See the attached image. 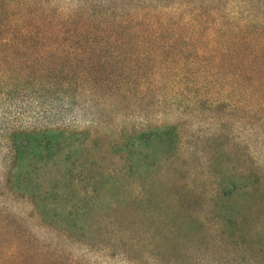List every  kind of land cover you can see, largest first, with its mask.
I'll use <instances>...</instances> for the list:
<instances>
[{"label": "rangeland", "instance_id": "374dc122", "mask_svg": "<svg viewBox=\"0 0 264 264\" xmlns=\"http://www.w3.org/2000/svg\"><path fill=\"white\" fill-rule=\"evenodd\" d=\"M34 1L84 31L63 42L97 49L94 63L163 56L264 75V0ZM120 75L72 71L45 87L0 76V264H40L41 250L53 264H156L100 244V219L130 217L147 187L185 194L219 229L191 264H264V106L231 105L224 87L198 104L153 77L134 93Z\"/></svg>", "mask_w": 264, "mask_h": 264}, {"label": "trees", "instance_id": "16d2710c", "mask_svg": "<svg viewBox=\"0 0 264 264\" xmlns=\"http://www.w3.org/2000/svg\"><path fill=\"white\" fill-rule=\"evenodd\" d=\"M53 18L54 12L38 10L34 0H0L1 78L21 85H28L32 79L37 82L35 85L45 87L64 80L72 71L98 74L100 70L102 77L121 74L131 81L132 91L138 81L153 77L156 88L172 83L183 86L181 94L191 91L198 104L203 103L216 89L224 87L231 105L244 103L264 106V75L232 71L234 67L241 68L237 61L225 63L232 72L220 74H215V71L224 67L223 62L176 61L163 56L147 58L149 60L136 57L121 62L102 59L100 63H94L91 57L95 56L97 49L63 42L71 36H83L84 31H74L65 19L54 24ZM133 34L137 35L136 32ZM161 49V46L152 47L156 53ZM100 58L103 57L100 55ZM190 73L195 74L190 76ZM121 89H125V82ZM133 92L136 93V90ZM165 96L166 92L162 98ZM157 135L171 138L179 133L175 129H158L150 133L153 137ZM184 199L185 194L182 193L158 195L148 187L140 188L134 213L130 217L100 219L102 248L128 258L149 259L156 264H191L188 256H192L193 251L190 249L195 248L194 245H206V241L211 240L214 233L220 234V231L214 230L207 215L198 216L193 206H187ZM32 203L41 216L34 201ZM69 220L71 218L67 216L64 227L67 233L63 234L65 239L73 240L75 227ZM40 253V264H53L51 255L46 256L48 251L45 253L41 250Z\"/></svg>", "mask_w": 264, "mask_h": 264}]
</instances>
